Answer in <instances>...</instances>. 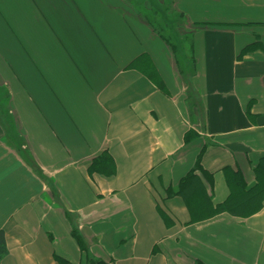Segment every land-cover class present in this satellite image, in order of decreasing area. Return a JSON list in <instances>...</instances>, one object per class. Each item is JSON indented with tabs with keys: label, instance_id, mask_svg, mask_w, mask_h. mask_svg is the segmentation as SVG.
I'll list each match as a JSON object with an SVG mask.
<instances>
[{
	"label": "crops",
	"instance_id": "obj_1",
	"mask_svg": "<svg viewBox=\"0 0 264 264\" xmlns=\"http://www.w3.org/2000/svg\"><path fill=\"white\" fill-rule=\"evenodd\" d=\"M154 2L188 71L139 0H0V264H264V202L190 223L168 195L201 151L214 205L225 169L255 183L264 0Z\"/></svg>",
	"mask_w": 264,
	"mask_h": 264
},
{
	"label": "trees",
	"instance_id": "obj_2",
	"mask_svg": "<svg viewBox=\"0 0 264 264\" xmlns=\"http://www.w3.org/2000/svg\"><path fill=\"white\" fill-rule=\"evenodd\" d=\"M189 138L190 134L186 133L185 141H188ZM201 158L202 151L197 157L194 168L180 181L175 191L168 193L169 196H177L183 201L190 215V223L203 222L221 214L246 219L262 209L264 202V158L260 159L254 167L255 183L249 188L238 172L225 169L229 195L224 202L217 205L212 203V175L202 168ZM112 169L111 161L103 156L93 160L89 171L110 175ZM74 237L81 245L80 238L76 235ZM5 254L3 236L0 234V258Z\"/></svg>",
	"mask_w": 264,
	"mask_h": 264
},
{
	"label": "rangeland",
	"instance_id": "obj_3",
	"mask_svg": "<svg viewBox=\"0 0 264 264\" xmlns=\"http://www.w3.org/2000/svg\"><path fill=\"white\" fill-rule=\"evenodd\" d=\"M139 1L144 7H147V6L149 7V12H150L149 18L151 17L152 11H153L152 14H154V15L157 14V11L159 12V15L161 16V18L163 19L165 24H156L157 27H162V28H160V30L158 32L161 34V36L165 40H167L171 44V46L175 50H177V53H176L177 54V60L179 61V65L182 68V71L184 72V69H185L184 66H186V69L188 71L189 66H190L189 65L190 60L188 59L187 55H185V53L183 52L185 48H183V46H181V48H177V41L182 40L181 39V37H182L181 31H177L172 27L173 26L172 21H170L162 13H160V11L156 8V3L154 2V0H139ZM167 22H169V23H167ZM179 44H180V42H179ZM179 49H181V50H179ZM186 60L188 62H186Z\"/></svg>",
	"mask_w": 264,
	"mask_h": 264
}]
</instances>
